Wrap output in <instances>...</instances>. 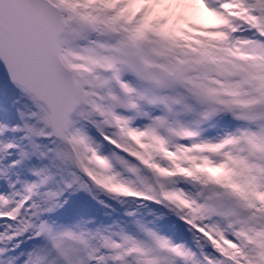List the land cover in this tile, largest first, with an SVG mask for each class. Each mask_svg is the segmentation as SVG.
Listing matches in <instances>:
<instances>
[{
    "label": "rangeland",
    "instance_id": "rangeland-1",
    "mask_svg": "<svg viewBox=\"0 0 264 264\" xmlns=\"http://www.w3.org/2000/svg\"><path fill=\"white\" fill-rule=\"evenodd\" d=\"M64 1L72 6L68 12L61 7L67 44L60 54L71 61L79 97L67 135L82 160L76 155L74 162L62 144L71 178L42 207V216L54 220L46 228L42 220L28 236L5 229L0 264L6 258V264H120L117 257L123 264H226L215 256L217 242L236 244L228 239L255 233L264 222V0H216L210 22H192L180 11L205 14L207 0H77V6ZM185 47L204 67L184 68L187 60L179 66L178 49ZM20 92L0 84V162L8 144L13 152L23 143L25 120L38 119L43 131L37 139L50 138L47 111ZM12 97L21 115L3 104ZM213 107L216 115L206 116ZM22 157L13 159L19 167ZM82 164L101 188L133 195L137 202L97 193ZM227 172H238L256 188L246 186L241 193L218 185ZM186 176L200 186L186 185ZM20 178L14 191L0 187V213L9 212L8 219L21 218L33 202L32 197L17 209L28 193ZM77 184L79 196L70 193ZM147 198L154 200L149 206L142 204ZM173 203L186 225L198 219V230L209 233L211 242L165 209L176 210ZM129 250L134 258L127 257Z\"/></svg>",
    "mask_w": 264,
    "mask_h": 264
},
{
    "label": "trees",
    "instance_id": "trees-1",
    "mask_svg": "<svg viewBox=\"0 0 264 264\" xmlns=\"http://www.w3.org/2000/svg\"><path fill=\"white\" fill-rule=\"evenodd\" d=\"M55 2L58 6L64 8L65 12L71 11L68 1L64 0H52ZM77 1L73 0L72 4L74 6L76 5ZM69 7V8H67ZM66 8V9H65ZM79 8H74L73 11ZM86 14H90L89 11H84ZM66 35L62 38L61 45L65 46L66 43ZM185 50V52H183ZM64 59H69L67 55H64ZM195 58V54H193V50L188 47L186 48H179L178 54H177V60L181 63L180 67L183 68V61L186 62L187 60V66L184 68H191L196 67L195 62L193 59ZM67 63L71 64L70 60H66ZM0 84H3V82L0 80ZM17 91H21L17 87H13ZM23 96L25 93L20 92ZM98 105H100L98 102H96ZM5 105L9 106L10 108L17 111L19 114L21 113L20 104L12 97L10 100H6L4 103ZM22 105V104H21ZM99 107H102L101 105ZM21 115V114H20ZM98 118H96L97 120ZM39 120H33L28 121L25 120L24 123V139L22 140V144H15V148L13 152L8 151L5 155L2 154L3 161L0 162V173H3L0 175V187L1 189H9L10 191L15 190V178L21 177L22 182V191H28L32 192L33 196V202L30 204L26 211L21 214V218H15L12 220H1L0 222V234L5 235L7 232L5 229H11L15 233H20L21 236H28L33 230H36L39 227V223L44 220V224L42 225V228H46L49 226L50 222L54 220L52 216H42V210L44 201L50 200L52 201L54 198L57 197L58 188L63 184H68L70 178H71V172L68 170V163L65 160V158L61 155L63 151V145L54 140L53 138H45V140H40L39 136L37 139V136L40 131H43V126L39 124ZM27 129V130H26ZM48 131V130H47ZM129 147H132L133 150L139 151L137 146H133L131 142H127ZM73 149L77 155V159L79 161L82 160L80 157V150L78 149L77 144L75 141H73ZM66 154V153H65ZM18 155H22V164L19 167L18 164H16V160H13ZM9 156H12L10 159ZM6 164H5V163ZM83 165V170L85 173L90 175L95 181L99 182V178L96 177L94 172L86 165ZM8 166V168H7ZM35 182H33V180ZM40 179L45 180V185L38 184L37 181H42ZM251 179V177H250ZM219 184L221 186H228L231 188H234L236 192L244 193L246 186H249L250 188L254 189L256 188L255 182H252V180H249L248 183L243 179L237 172V174L233 173H223L219 176L217 179ZM33 182V183H32ZM37 183V184H35ZM161 185H163V181L160 182ZM32 184H35L32 186ZM80 185H74L70 193H76L79 196L80 193ZM97 192V191H96ZM83 195L89 194L88 191L84 190L82 191ZM98 193V192H97ZM91 200V198H86V201ZM248 202V204H250ZM58 202L54 204L53 209L50 211L51 213L54 212V210L57 208ZM7 208H9V205H6ZM67 209V206L66 208ZM96 212H99L100 209L94 208ZM182 218V215H180ZM182 224V223H181ZM202 224L198 221V219H193L191 225H185L184 223L182 226L185 228H188L191 232V230L195 228H200ZM260 229L256 230L255 233L251 232L250 230L246 231V237L237 240V246H230L227 242H224V244L218 243L217 252L215 253L216 256L219 254L226 255V256H233L235 257L236 264H253L257 262L258 264H262V258L264 259V222L261 223L259 226ZM258 227V228H259ZM202 229V228H200ZM241 230V229H240ZM224 231L226 234L231 233V229L229 227H225ZM258 231V232H257ZM192 233V232H191ZM205 233V232H204ZM256 233H262L258 236ZM9 234V233H8ZM209 234V233H208ZM233 235V234H230ZM190 236V235H189ZM211 236V235H210ZM216 237H218L217 234H215ZM191 237V236H190ZM236 238V236H235ZM96 239H99L97 236ZM102 239V238H100ZM223 239V238H222ZM219 257V256H218ZM7 258L2 260V264H6ZM238 262V263H237Z\"/></svg>",
    "mask_w": 264,
    "mask_h": 264
},
{
    "label": "water",
    "instance_id": "water-1",
    "mask_svg": "<svg viewBox=\"0 0 264 264\" xmlns=\"http://www.w3.org/2000/svg\"><path fill=\"white\" fill-rule=\"evenodd\" d=\"M65 26L49 0H0V77L41 103L52 137L69 145L65 133L78 107V92L72 70L59 56ZM211 112L215 115V109ZM185 182L197 185L190 178Z\"/></svg>",
    "mask_w": 264,
    "mask_h": 264
},
{
    "label": "bare ground",
    "instance_id": "bare-ground-1",
    "mask_svg": "<svg viewBox=\"0 0 264 264\" xmlns=\"http://www.w3.org/2000/svg\"><path fill=\"white\" fill-rule=\"evenodd\" d=\"M207 1H208L207 2V10H206L205 14H202V13H189V12L184 11L183 9L180 10V11H181V13L183 12V14H185L192 22H195L197 20H203V21H206V22L214 21L216 19V12L215 11L212 12L210 10H212L216 0H207ZM178 8H180V7H178Z\"/></svg>",
    "mask_w": 264,
    "mask_h": 264
}]
</instances>
